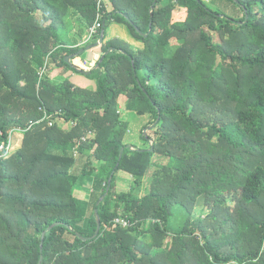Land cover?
Returning a JSON list of instances; mask_svg holds the SVG:
<instances>
[{"label":"trees","instance_id":"16d2710c","mask_svg":"<svg viewBox=\"0 0 264 264\" xmlns=\"http://www.w3.org/2000/svg\"><path fill=\"white\" fill-rule=\"evenodd\" d=\"M108 1L112 11L104 0H0V145L45 112L56 122L0 159V264H264V0ZM113 23L143 48L107 40ZM103 29L102 54L116 50L92 71L97 89L52 81L79 68L83 54L66 59ZM120 98L157 123L154 145L125 143ZM119 172L134 178L130 192L115 190ZM202 196L217 214L194 220ZM96 209L101 232L84 241ZM174 213L184 223L172 230Z\"/></svg>","mask_w":264,"mask_h":264},{"label":"rangeland","instance_id":"374dc122","mask_svg":"<svg viewBox=\"0 0 264 264\" xmlns=\"http://www.w3.org/2000/svg\"><path fill=\"white\" fill-rule=\"evenodd\" d=\"M204 1L211 4L212 0H204ZM104 2L108 4L109 11H112L111 3H109L108 0H104ZM232 8H233L232 5H230V7L228 5H225L222 10H225L227 14L237 16L235 13H233ZM75 19H78L79 23L85 24V21L81 19L80 17L75 18ZM73 31L74 32L78 31L77 26L75 27ZM106 33H107V39L108 38H115V39L118 38V39H122L129 43L131 41L132 46L135 49H139L142 47V43L137 42L135 39H133V37L131 36L130 32L128 31L125 25H121L117 23L111 24L107 27ZM95 44H90L89 46H94ZM84 51L85 52L83 53L82 58H81L82 61L77 58L73 62V64L76 65L77 63L79 65L78 69L80 70L87 71V72L92 71L96 68V64L89 65V64H86V62L89 61V59H92V57H94V53L102 54L101 47L100 46L99 48L93 47L90 50L86 49ZM78 69H68L67 71H64V72L60 69L55 70L52 74H50L51 80L56 83H64L65 81H69L71 84H74L76 87H79L85 90L95 91L98 87V81H97L96 75L95 76L85 75L82 72L78 71ZM119 103H120L119 110L122 113V120L127 122L129 125V129L125 136V143H127L130 146L132 145L137 146L139 148H148L149 146L154 145L155 144L154 142L155 132L154 131L156 127L154 125L156 123L152 125L150 124L149 116L147 115L141 116L138 113H136L132 104L131 106L127 105L128 99L120 98ZM131 107L133 108L131 109ZM29 111H30L29 108L26 111H24V108H23L21 114L24 113L25 115H27ZM59 124L60 123H58L57 125L60 126ZM74 125L76 124L75 123H67L64 125L61 124V128L64 130H70L72 127H74ZM142 130H144L143 134L146 135V137H150L152 139L148 143L144 142V140L141 138ZM94 137H95V134L92 132H89V135L83 138V142H86L87 140L91 141L94 139ZM23 138H24V135L22 133L18 131L14 133L13 145H15L14 146L15 151H18L22 147ZM168 160L169 159L164 158V157L155 158V161H159V163H162L163 166L168 163ZM158 171L159 170L156 167H153L151 169V171L148 173V177L144 181L143 190L138 191L140 195H143L146 192H148L150 185L152 183V179H153L152 177L155 173H158ZM133 183H134V178L131 175L125 172H119L117 175V179H116V189L115 190L119 193L130 192L132 190ZM175 213L171 217L170 223H169L170 228L172 230L178 229L179 227L183 226V223H184L183 218L181 216H177ZM214 214H217L216 212H214V206L207 204L206 198L204 196L196 200L193 206V219L194 220L200 217L202 219H206L210 215H214ZM146 241H151L150 237H147Z\"/></svg>","mask_w":264,"mask_h":264},{"label":"built area","instance_id":"2783aa9c","mask_svg":"<svg viewBox=\"0 0 264 264\" xmlns=\"http://www.w3.org/2000/svg\"><path fill=\"white\" fill-rule=\"evenodd\" d=\"M103 26L104 25L102 24L100 16H99L94 26L90 29V32L87 36V42H89L92 38H94V36L97 35L99 31L103 28ZM45 121H48V125L50 127H53L55 124V120L53 119V116L48 115V113L45 112L44 118L39 122H36V123L32 122L30 124V127L27 130H23L22 128H19L15 131H12L10 133L8 142H3L0 145V159H7L11 157L12 154L15 152V148H14L15 145H13V135L16 131L23 134L25 131L30 130L34 125L40 124L41 122H45ZM75 156H77V151H75ZM115 222L118 224H121L123 227H128L130 225V223L127 220L121 219V218L116 219Z\"/></svg>","mask_w":264,"mask_h":264},{"label":"water","instance_id":"95a60500","mask_svg":"<svg viewBox=\"0 0 264 264\" xmlns=\"http://www.w3.org/2000/svg\"><path fill=\"white\" fill-rule=\"evenodd\" d=\"M153 9H154V6L152 7V10H153ZM152 18H153V17H152ZM152 18H151V27H152V24H153V22H152ZM247 19H248V16H247ZM240 24H243V23H240ZM147 36H148V35H145V37H147ZM103 40H104V31H103V34H102V36H101L99 42L96 43L94 46H89V47L87 48V50H90V49H92L93 47H96V48H97V47L101 46L102 43H103ZM115 50H116L115 48H110L105 54H103V56H102V58H101V60H100L99 62L101 63L107 55L111 54L112 52H115ZM84 52H85L84 50H81L78 54L75 55V57H78L79 55H82ZM73 58H74V56H70V57H68V58L66 59V61L70 64V63H71V60H72ZM97 68H98V66H96L95 69H97ZM78 71L82 72V73L85 74V75H91L93 70L87 72V71H83V70L78 69ZM156 124H157V123H156ZM156 124H155L154 126H156ZM146 130H147V129H146ZM146 130H145V132H146ZM152 151H153V150H152ZM124 152H125V148H123V149L121 150L120 160L122 159ZM111 186H112V179H110V181H109V185H108L107 192H106L105 196H104L103 198L100 199L98 205H99V204L104 200V198L109 194L110 189H111ZM95 215H96V221H97V230H96V233H95V235H94L93 237H91V238H82L84 241H87V240H94V239H96V238L99 236L100 232H101V229H102V220H101V216H100V214H99V210H98V209L95 210ZM58 225H59V223H56V224L52 225L51 227H49V228L43 233V235H42V247H41V250H42V251H43V242H44V239H45L47 233L50 232L53 228H55V227L58 226ZM42 261H43V257H42V259H41L40 264H42Z\"/></svg>","mask_w":264,"mask_h":264},{"label":"crops","instance_id":"0c3cea01","mask_svg":"<svg viewBox=\"0 0 264 264\" xmlns=\"http://www.w3.org/2000/svg\"><path fill=\"white\" fill-rule=\"evenodd\" d=\"M113 24H115V23H113ZM103 31H104V29H103ZM102 34H103V32H102ZM87 36L88 35L85 36V39L79 44V46L83 45L87 42ZM100 38H101V36H100ZM111 39H114V38H108L107 40H111ZM103 42H104V40H103ZM130 43L132 44L131 41H130ZM97 48H99V47H97ZM142 48H143V44H142V47L139 49H142ZM102 56H103V54L94 53V57H92V59H89V61H87L86 64H89V65L96 64V66H97V62H99L101 60Z\"/></svg>","mask_w":264,"mask_h":264}]
</instances>
